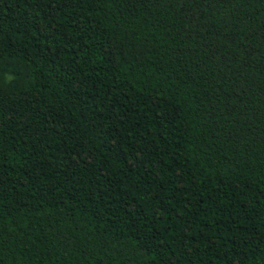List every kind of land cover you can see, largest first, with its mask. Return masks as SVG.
I'll return each mask as SVG.
<instances>
[{
	"label": "trees",
	"instance_id": "obj_1",
	"mask_svg": "<svg viewBox=\"0 0 264 264\" xmlns=\"http://www.w3.org/2000/svg\"><path fill=\"white\" fill-rule=\"evenodd\" d=\"M0 264H264V0H0Z\"/></svg>",
	"mask_w": 264,
	"mask_h": 264
}]
</instances>
